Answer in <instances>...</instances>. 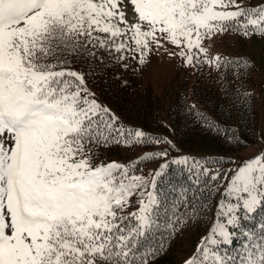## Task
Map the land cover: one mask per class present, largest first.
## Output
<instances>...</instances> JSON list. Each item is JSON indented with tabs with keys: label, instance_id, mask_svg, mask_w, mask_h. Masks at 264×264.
Wrapping results in <instances>:
<instances>
[{
	"label": "snow or ice",
	"instance_id": "1",
	"mask_svg": "<svg viewBox=\"0 0 264 264\" xmlns=\"http://www.w3.org/2000/svg\"><path fill=\"white\" fill-rule=\"evenodd\" d=\"M225 34L264 39V0H0V264H152L201 216L212 223L179 264H264V148L166 159L170 141L125 126L75 70L141 71L156 55L226 82L249 66L210 53ZM112 145L145 151H95Z\"/></svg>",
	"mask_w": 264,
	"mask_h": 264
},
{
	"label": "trees",
	"instance_id": "2",
	"mask_svg": "<svg viewBox=\"0 0 264 264\" xmlns=\"http://www.w3.org/2000/svg\"><path fill=\"white\" fill-rule=\"evenodd\" d=\"M252 2L255 4L257 0ZM209 46L212 54L233 61H247L249 68L243 72L235 66L228 68L225 82L224 72L208 67L185 68L179 64L172 78L175 86L166 105L139 80L137 83L133 78L124 81L122 67L107 58L103 63L99 60L80 61L75 70L88 73L89 87L125 126L166 138L172 145L168 150L175 156L184 153L190 158L230 159L232 152L256 141L264 142V39L225 34L209 42ZM238 73L242 79L236 78ZM234 87L239 95L250 94L252 99L237 101ZM225 89L233 94L232 98H225ZM257 97L260 110L256 108ZM201 117H207L214 127L210 128ZM237 139L246 142V146L237 147ZM160 147L164 148V145ZM95 151L100 158L128 162L140 156L145 149L136 147L128 150L112 145L110 148L98 147ZM144 164L141 167L145 170L153 163ZM176 170L175 165L170 169L171 172ZM211 223V216H201L198 223L192 222L175 233L168 242L166 254L152 264L160 263L171 249L182 253L192 248L193 252L206 226Z\"/></svg>",
	"mask_w": 264,
	"mask_h": 264
},
{
	"label": "rangeland",
	"instance_id": "3",
	"mask_svg": "<svg viewBox=\"0 0 264 264\" xmlns=\"http://www.w3.org/2000/svg\"><path fill=\"white\" fill-rule=\"evenodd\" d=\"M211 51L212 50L210 49V53L212 54ZM132 63L134 64V62ZM179 64V61L176 59H168L166 57L153 55L151 63L141 71H133L131 67L126 70L122 67L123 72L121 77L124 79V81H131L133 78L135 83H137V80H139L143 86L149 87V92L156 94L157 97H159L166 105L168 102L167 98L172 94L171 91L175 86V83L172 82V78L174 77L175 72L178 70ZM129 75L131 78H129ZM255 103L256 108L260 110L259 98L256 99ZM262 148H264V142L256 141L252 145L242 147L241 150L235 153L232 152L231 156L248 158ZM174 156L175 155L173 153L169 152V157L166 159H171ZM179 156H184V153L179 154ZM186 156L188 155L186 154ZM160 163H164V161ZM157 164L159 163L150 164L148 167H145V170H152ZM189 251L179 253V251H174V249H171L169 254L158 264H179L180 260L184 258V255L192 253V248H190Z\"/></svg>",
	"mask_w": 264,
	"mask_h": 264
}]
</instances>
